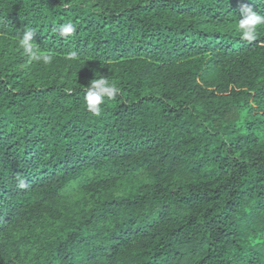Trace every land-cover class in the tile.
I'll list each match as a JSON object with an SVG mask.
<instances>
[{
    "label": "trees",
    "instance_id": "16d2710c",
    "mask_svg": "<svg viewBox=\"0 0 264 264\" xmlns=\"http://www.w3.org/2000/svg\"><path fill=\"white\" fill-rule=\"evenodd\" d=\"M0 264H264V0H0Z\"/></svg>",
    "mask_w": 264,
    "mask_h": 264
}]
</instances>
